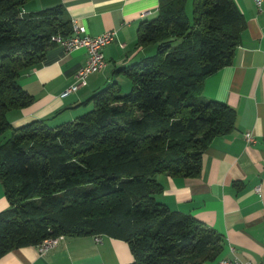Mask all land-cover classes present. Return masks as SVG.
I'll use <instances>...</instances> for the list:
<instances>
[{
	"label": "trees",
	"instance_id": "obj_1",
	"mask_svg": "<svg viewBox=\"0 0 264 264\" xmlns=\"http://www.w3.org/2000/svg\"><path fill=\"white\" fill-rule=\"evenodd\" d=\"M26 1L0 0V137L10 131L0 141V256L49 236L104 234L127 244V264L214 260L221 234L157 200V175L197 176L210 140L233 127V108L201 90L245 27L234 1L157 0L135 30V46L153 52L113 71L127 91L111 80L71 121L13 128L6 112L32 102L20 72L43 61L52 36L71 33L62 3L24 13Z\"/></svg>",
	"mask_w": 264,
	"mask_h": 264
},
{
	"label": "crops",
	"instance_id": "obj_2",
	"mask_svg": "<svg viewBox=\"0 0 264 264\" xmlns=\"http://www.w3.org/2000/svg\"><path fill=\"white\" fill-rule=\"evenodd\" d=\"M245 19L230 64L203 80L201 98L215 99L233 108L232 129L213 137L201 155L199 174L194 177L158 174L162 190L157 200L170 210L189 214L220 233L222 257H237L257 264L264 256V0L257 11L252 0H233ZM62 3L71 21L96 35L112 30L110 43L101 49L104 67L91 73L86 83L61 95L73 82L75 70L85 62L84 48L65 52L58 44L45 48L43 61L24 69L18 82L31 96L25 107L10 109L6 119L15 128L32 120L54 126L84 112L80 102L111 80L126 89L127 82L114 69L150 55L153 45L135 46L139 20L156 14L157 0H28V13ZM141 13L144 15H141ZM250 132L253 142L243 138ZM7 200L0 184V211ZM127 244L100 234L63 236L39 255L34 245L14 248L0 256V264H127Z\"/></svg>",
	"mask_w": 264,
	"mask_h": 264
},
{
	"label": "built area",
	"instance_id": "obj_3",
	"mask_svg": "<svg viewBox=\"0 0 264 264\" xmlns=\"http://www.w3.org/2000/svg\"><path fill=\"white\" fill-rule=\"evenodd\" d=\"M256 10L258 11L261 6L262 0H252ZM141 15H144V13ZM112 30H107L96 35L87 34L85 27L75 21H71V33L68 36H52L51 40L63 48L65 52L71 51L76 48H84L87 54L85 62L80 65L73 74V82L61 93L66 95L69 92L76 90L78 87L86 83V78L89 74L101 70L105 61L102 54V47L111 42L113 36ZM245 142H253V136L250 132L243 134ZM100 235H94V240L99 241ZM63 235L49 236L41 239L34 246L39 255L44 254L47 250L54 247L58 240ZM216 264H252L248 260H240L237 257H222L217 260ZM257 264H264V256Z\"/></svg>",
	"mask_w": 264,
	"mask_h": 264
},
{
	"label": "rangeland",
	"instance_id": "obj_4",
	"mask_svg": "<svg viewBox=\"0 0 264 264\" xmlns=\"http://www.w3.org/2000/svg\"><path fill=\"white\" fill-rule=\"evenodd\" d=\"M188 9V8H187ZM189 11V10H188ZM177 40L174 42V44H177ZM125 80H126V82H127V87H125L126 89H122V91H127V89H128V85H129V82H128V80L126 79V78H124ZM87 108V107H86ZM86 110V109H85ZM84 110V111H85ZM9 133H10V131L9 130H7V131H5L2 135H1V137H0V141H3L8 135H9Z\"/></svg>",
	"mask_w": 264,
	"mask_h": 264
}]
</instances>
